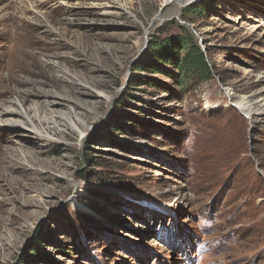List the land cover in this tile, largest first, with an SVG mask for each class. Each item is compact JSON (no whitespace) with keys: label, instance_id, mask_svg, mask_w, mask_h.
I'll use <instances>...</instances> for the list:
<instances>
[{"label":"rangeland","instance_id":"rangeland-1","mask_svg":"<svg viewBox=\"0 0 264 264\" xmlns=\"http://www.w3.org/2000/svg\"><path fill=\"white\" fill-rule=\"evenodd\" d=\"M119 2L0 0V110L40 132L0 114V264H264V115L228 96L264 87V0ZM179 25L213 69L184 94L137 67Z\"/></svg>","mask_w":264,"mask_h":264},{"label":"trees","instance_id":"trees-1","mask_svg":"<svg viewBox=\"0 0 264 264\" xmlns=\"http://www.w3.org/2000/svg\"><path fill=\"white\" fill-rule=\"evenodd\" d=\"M179 29L180 33L174 36H151L148 43L150 57L137 63V67L148 66L151 71L166 73L184 94L210 81L213 78V69L211 59L196 35L186 26L179 25ZM168 65L172 67L171 71L166 69L165 66Z\"/></svg>","mask_w":264,"mask_h":264},{"label":"bare ground","instance_id":"bare-ground-1","mask_svg":"<svg viewBox=\"0 0 264 264\" xmlns=\"http://www.w3.org/2000/svg\"><path fill=\"white\" fill-rule=\"evenodd\" d=\"M47 1V0H46ZM110 1L111 5L109 6L110 9H107L105 12L106 13H113L114 11H123L126 12V7L125 5L119 2V0H108ZM178 1V6L176 8H174L173 10L178 11L179 7L186 4V2L190 1V0H162L161 6L165 9H169L170 5H172L174 2L177 3ZM113 8V9H112ZM104 13V12H103ZM107 15V14H106ZM253 18V17H252ZM162 19V16L160 17H156L155 20L160 21ZM255 22H259L261 25H264V21H261L260 19H256L253 18ZM157 21V22H158ZM259 27V25H255L254 26ZM264 77V76H263ZM230 102L232 104H235L239 110H241L243 113L246 114V116L252 121L255 117H260L262 115H264V87L259 89L258 91L254 92L253 94L249 95V96H235L232 93L228 94ZM52 102L58 103V104H64L69 106L67 103H65L64 101H62L61 99L57 98L52 100ZM63 107V106H62ZM73 107V106H72ZM74 108V107H73ZM72 109V108H71ZM60 110V109H59ZM13 112L17 115L18 118L15 119V121L12 123H14V125L16 126H21L23 129L25 130H31V131H35L38 132L40 134V132L37 130V128L33 125V122L28 119L27 115L23 114L22 111H18V109L15 106H11V108H5V109H1L0 110V114L2 113H10ZM65 114L67 112H64ZM75 117L77 119V121L81 122L82 124H84L83 120L77 115L75 114ZM13 119V118H12ZM69 124L75 128H78L76 126V122L73 121L72 119L69 120ZM42 137L45 138H52V136L49 135H40Z\"/></svg>","mask_w":264,"mask_h":264},{"label":"water","instance_id":"water-1","mask_svg":"<svg viewBox=\"0 0 264 264\" xmlns=\"http://www.w3.org/2000/svg\"><path fill=\"white\" fill-rule=\"evenodd\" d=\"M147 35H148V30L146 31L145 36H147ZM147 44H148V41L146 40V43H145V45H144V49L147 47Z\"/></svg>","mask_w":264,"mask_h":264}]
</instances>
